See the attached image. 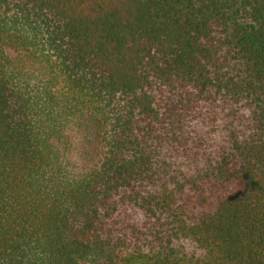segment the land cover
<instances>
[{
    "label": "trees",
    "instance_id": "obj_1",
    "mask_svg": "<svg viewBox=\"0 0 264 264\" xmlns=\"http://www.w3.org/2000/svg\"><path fill=\"white\" fill-rule=\"evenodd\" d=\"M0 264H264V0H0Z\"/></svg>",
    "mask_w": 264,
    "mask_h": 264
}]
</instances>
